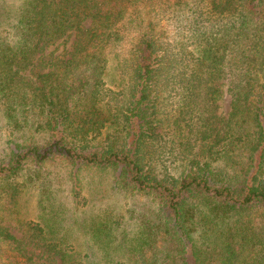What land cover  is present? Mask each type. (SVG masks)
Returning <instances> with one entry per match:
<instances>
[{
	"label": "trees",
	"instance_id": "16d2710c",
	"mask_svg": "<svg viewBox=\"0 0 264 264\" xmlns=\"http://www.w3.org/2000/svg\"><path fill=\"white\" fill-rule=\"evenodd\" d=\"M4 24L0 264H264V0H19ZM83 173L142 200L132 230L104 213L79 243L52 188Z\"/></svg>",
	"mask_w": 264,
	"mask_h": 264
},
{
	"label": "rangeland",
	"instance_id": "374dc122",
	"mask_svg": "<svg viewBox=\"0 0 264 264\" xmlns=\"http://www.w3.org/2000/svg\"><path fill=\"white\" fill-rule=\"evenodd\" d=\"M19 9V0H0V20L8 18H13V15L17 13ZM89 21L86 22V25H89ZM6 25H1L0 30L5 28ZM112 72L110 77H112ZM230 96L226 95L222 101V110L228 111L230 106ZM3 124L0 134L4 139H6L5 146L6 152L10 150L9 140L7 139V131L5 125V120L2 117L0 111V125ZM2 149V150H3ZM2 152L0 151V155ZM170 163V161H168ZM221 166L225 168L227 173H230L232 176L240 170L239 165H235L231 161L221 162ZM65 179V178H64ZM62 177L59 178L54 187V201L56 204L63 206L59 208L61 212L64 213V223L68 228L76 229L77 237L79 243L82 245L84 243V234L78 230V225L85 219H90L91 217L101 218L104 216V213L120 216V222L127 224L128 228L131 230L134 228V220L130 217L132 212L130 209L136 205V207L142 209L143 205L141 204L142 200L133 199L135 197L126 194L125 192H119L111 182L109 176L104 175L101 177L99 174L92 176L88 173L82 174V188L77 191H72L69 182L65 181ZM72 198H79L78 201L80 204H75V201ZM144 198V197H141ZM28 202V207L32 212H35L37 207L38 197L34 191L30 192L26 196ZM137 202V204H136ZM59 211V212H60ZM108 212V213H107ZM88 221V220H87ZM14 232L20 234L18 229H15Z\"/></svg>",
	"mask_w": 264,
	"mask_h": 264
}]
</instances>
